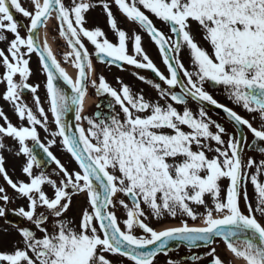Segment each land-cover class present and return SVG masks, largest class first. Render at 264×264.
<instances>
[{
    "label": "snow or ice",
    "instance_id": "obj_1",
    "mask_svg": "<svg viewBox=\"0 0 264 264\" xmlns=\"http://www.w3.org/2000/svg\"><path fill=\"white\" fill-rule=\"evenodd\" d=\"M29 2L31 11L20 0H0V30L6 29L14 37L8 43V55L0 50L4 68L0 83L6 84L3 100L28 125L13 126L0 110L7 125L0 126V149L6 147L3 137L18 143L15 154L27 158L22 172L30 182H13L3 166L2 156L0 174L19 197L27 199V210L20 207L13 214L33 225L42 237L38 238L29 227L12 225L18 228L23 248L13 254H0V262L113 264L101 254L110 253L132 264H154L155 258L160 254L167 256L174 244L176 249L183 246L189 251L200 246L210 248L202 256L186 257L192 264L205 257H211L209 264H224L212 247L220 240L243 264H264V225L260 222L264 220V183L259 180L264 174V160L257 164L251 158L245 161L242 156L247 142L242 131L245 128L254 137L249 150L264 155V146L259 143L264 142V0H114L126 19L138 25L155 44L167 76L147 55L141 36L135 32L133 54H128L126 32L118 29L107 2L102 7L118 38L116 45L107 38L99 39L105 35L102 30L84 27L85 14L96 6L86 0H70L68 4L65 0ZM141 7L167 25L171 35L158 30ZM13 9L29 23L15 21ZM52 18L58 23L59 36L70 49L63 59L65 63L72 60V67L77 70L75 80L58 63L48 43L39 42V31ZM192 22L199 26L203 40L211 46V55L196 42ZM20 28L26 29V37L20 35ZM6 39L0 34V41ZM85 39L94 46L93 54L85 47ZM185 50L191 70L181 59ZM32 54L38 57L46 75V102L56 131L49 132L47 115L37 95L39 86L27 82L32 75ZM92 55L98 62L121 70L123 65L149 70L159 82L137 72L132 74L155 89L159 99L152 102L142 93L133 95L130 86L119 78L117 82L122 86L118 92L99 76L98 82L91 81V87L96 96L110 98L107 113L98 111L93 117L82 116L87 82L94 73ZM17 76L18 81L14 79ZM58 80L70 89V94L57 84ZM206 83L213 88L223 86L233 104L249 114H257L253 119L258 118L260 128L218 103L205 91ZM25 90L32 93L36 112L43 120L22 99ZM190 100L198 105V112L193 113L188 107ZM174 105H183V111ZM208 105L222 109L236 132L228 134L213 121L207 115ZM69 113H74L75 127L66 120ZM37 126L52 137L47 144L41 142ZM185 127L189 131H184ZM224 135H228L227 142L222 138ZM57 137L79 171L70 173L50 151ZM28 141L32 142L31 147ZM37 148L42 150L46 161L37 158ZM209 152L214 153L211 158ZM47 161L58 170L53 174H62L58 182L46 173ZM34 167L41 169L39 174L33 175ZM252 168L255 172L250 175L248 170ZM222 179L229 182L223 199L219 183ZM249 182L256 193L255 206L247 193ZM45 184L54 189V198L42 190ZM79 194H86L89 207L83 209L79 224L73 227L75 221L65 219L64 215L72 197ZM117 194L126 197L128 203L123 199L115 201ZM241 199L247 214L241 210ZM0 201L10 202L4 187H0ZM117 203L125 211L126 219L122 222L110 210L116 209ZM192 205L203 207L204 211L198 214ZM38 208L47 214H37ZM145 208L156 220L165 216H186L192 221L202 218V226H189L182 219L180 226L157 231L145 223L149 218ZM5 215V208L0 207V217ZM135 231L143 234L138 236ZM168 264L183 262L169 259Z\"/></svg>",
    "mask_w": 264,
    "mask_h": 264
},
{
    "label": "rangeland",
    "instance_id": "obj_2",
    "mask_svg": "<svg viewBox=\"0 0 264 264\" xmlns=\"http://www.w3.org/2000/svg\"><path fill=\"white\" fill-rule=\"evenodd\" d=\"M20 2L22 4V6L25 7L27 10H29V11L32 10L30 7L29 0H20ZM69 2H70V0H65L66 4H68ZM86 2H89V3L96 5L95 7L91 8L85 14L86 24L89 25V27L99 26L100 20L104 21L105 19H107V21H108L107 14L104 12L103 7H102L103 2H107L109 4L110 10L112 11L113 16L115 15L114 14L115 13L114 0H86ZM12 12L14 14L15 21H17L18 23L23 24V25H27L29 23V21L26 18H24L21 14L15 13L14 9L12 10ZM90 20H91V22L94 23V26L88 22ZM0 34L5 35L7 38L5 41H0V50L4 51L5 55H8L7 47H8V43L11 41V39L14 38L13 34L8 33L6 31V29L0 30ZM20 35L22 37L27 36V32H26L25 28H24V31H23V28H20ZM48 39L51 43L52 52L55 55L58 63H60L61 66H65V67L68 66L73 71H77L76 69H74L72 67V60L71 59L67 63H65V61L63 59V57L70 51V49L67 47L66 41L63 40L59 36V27H58L57 23L53 20L50 22ZM9 59H10V57H9ZM185 66L189 70L191 69V65L189 63V58L185 59ZM30 69H31L32 75L29 77L27 82L32 86H37V85L39 86L37 95L39 96V98L41 100V106L44 108L46 115H47L49 132L56 131L55 124H54L52 117H51V113H50V111H48L49 105L46 102V88H45L46 75L43 73L42 68L39 64V59L35 54H32V56H31ZM99 70H101V69L98 68V71ZM98 71L96 70V74ZM3 73H4V68L2 66V58H0V77L3 76ZM96 74H95V76H96ZM97 77H98V74H97ZM14 79H16L18 81L19 77L17 76ZM5 91H6V84L0 83V110L3 111L4 116H6L8 118V120L13 124V126L19 127V126H21V124H23V126H28L26 120L21 121L17 117V115L14 112L13 106L9 102H6L3 100V93ZM89 98H91V99H89ZM22 99L30 108H32V110L38 116V118L43 120V117H39L38 112H36L35 104H34V101L32 98V93L29 92L28 96L22 97ZM86 100H87V110L83 114V116L92 117L95 98L93 96H89V97L86 96ZM247 114L252 119L254 116L257 115V114H249V113H247ZM253 120L256 121V123L258 124V128H260V124H259L260 122H259L258 118L253 119ZM0 126H4V127L7 126L4 122L3 117H0ZM82 126L85 127V129H87V127H88L86 122H83ZM37 131H38V135H39V138H40L42 143L47 144L48 140L52 138L49 134L45 133L44 130L42 128H40L39 126H37ZM2 142L6 147L4 149H0V156H2L4 159V165L3 166L6 170L9 178L12 179L13 182H18V181H23L25 183L30 182L29 178L25 174H23V172H22V167L26 164L27 158L24 157L23 155L17 156L15 154L16 151L18 150V147H19L18 143L9 137H3ZM27 144L30 147L32 142L28 141ZM212 146L216 147L214 142H213ZM9 149H11V151H9ZM50 151L61 162V164L65 166V168L70 173L75 172V171H79V167H78L77 163L75 162V160L71 157V155L66 150L63 149V146L60 143L59 137L56 138V143L50 148ZM207 155L209 156V158H211L214 155V153L209 152V153H207ZM250 158L253 159L258 164L261 160H264V155L257 153L255 155H251ZM247 159H249V157L246 158V160ZM54 170H56L55 164H53V166H51L47 170L46 173L49 174V176L52 180H55L58 182L60 179V176H62V174H60L59 176L55 175V174H53ZM56 171H58V170H56ZM248 172L251 175L252 173L255 172V168L249 169ZM39 173H40V169L34 167L33 175H37ZM259 180L261 183H264V174H261L259 176ZM219 183H220V187H221V198L223 199V197L226 195V188H227V185L229 182L227 181V179H222ZM0 187H4L7 195L10 197V202L7 204H4L3 201H0V207H4L5 211H7V210H18L20 207H24L25 210H27V199L19 197V194H17L4 180L2 174H0ZM42 190L44 191V193L49 198H54V189L50 185H48V184L43 185ZM247 193L249 196V200L252 202L253 206H255L256 193L254 191V186L250 182L247 184ZM120 199H123L125 201V203H128L126 197H124L122 194H117V196L114 197V200L117 202ZM205 199L208 200L210 203V199L208 197H205ZM88 207H89V205L87 204L86 194H79V195L73 196L69 210L65 213L64 218L68 219V220L75 221V223L72 226L76 227L80 222V218H81V214H82L83 209L88 208ZM192 207L194 208V210L198 214L202 213L204 211L203 207H198L195 205H192ZM240 207H241L242 212L247 214L245 205L241 204ZM110 210L115 211V214L117 216L118 221L122 222L123 220L126 219L125 211L121 206H119L118 203H117L116 209H110ZM144 210H145L146 215H148V217H149L145 221V223H147L150 227H152L153 229H155L157 231L161 228L168 226V225H179L181 223L182 219L186 220L189 225L190 224H195V225L202 224L201 223L202 218H198L196 221H192L191 219H189L186 216L185 217L177 216L176 218H171V217L165 216L161 220H156L155 218L151 217V215L149 214V212L146 208ZM40 212H45V214H47L44 209L38 208L37 214H39ZM257 218L259 219V217H257ZM1 219H2V217H0V220ZM260 222L262 223V225H264V220H261ZM121 228L123 230V224L122 223H121ZM33 231H36L37 237H39V238L42 237V234L39 233L36 229H33ZM5 233H6V228H4L3 224H1V221H0V243H1V245L5 244L4 239L10 238V237H6L7 235ZM135 234L139 236V235H142L143 233L141 231H135ZM17 249H18L17 244L15 243L13 246L9 247L10 254H13ZM20 249H22V248H20ZM228 255L230 256L231 262L234 263L236 261V259L231 255L230 252H228ZM238 264H241V263H238Z\"/></svg>",
    "mask_w": 264,
    "mask_h": 264
},
{
    "label": "flooded vegetation",
    "instance_id": "obj_3",
    "mask_svg": "<svg viewBox=\"0 0 264 264\" xmlns=\"http://www.w3.org/2000/svg\"><path fill=\"white\" fill-rule=\"evenodd\" d=\"M114 10H115L114 19L117 23L118 29L124 30L126 32L127 37H128V39H127L128 54L129 55L133 54L132 37H133V33L135 32L136 34H139L141 36L142 47L145 50V52L147 53V55L152 59V61L154 62L156 67L159 69V71L167 76L168 73H167L166 66L162 62V58L158 52L157 47L151 41V39L147 35V33L144 32L143 30H141L138 25H136L132 22H129L126 19V17L119 11L117 6L114 7ZM141 11H143L145 13V15H147L149 17L150 20H152L154 26L158 30H160L166 36L171 35L170 29L168 28L167 25H165L162 21L158 20L151 13L147 12V10H144L142 7H141ZM88 22L94 26V23L91 22V20ZM99 24L100 25L97 27H95V26L89 27V25H87L85 23V27L89 30H94L97 28L102 30L105 35H104V37L99 38V39L102 40L104 38H107L111 43L116 45L118 43V38H117L115 32L110 28V26L107 22V19H105L104 21L100 20ZM198 27L199 26L195 22H192V29H191L192 34L194 35V38H195L196 42L199 44V46L201 48L205 49L211 55V53H212L211 46L207 43V41L203 40V33H202V31H198ZM87 46H88L87 50L89 51V53L93 54L94 53V46H92L90 44V42H88V41H87ZM91 57L93 58L94 55H92ZM186 58H189V56H188L187 51L185 50L181 53V59H182V62L184 64H185ZM99 68L101 70H99L97 72L98 77L103 76L106 79V82L112 88L116 89L118 92L121 89L122 85L117 82V78H119V80H121L123 82V84L130 86V89H131L133 95H139L142 93L146 100H150L152 102H156L159 99L158 93L156 92L155 89L151 88L150 85L143 83L142 81L137 79L136 76H134L132 74L133 72H137L139 75H142L148 79L154 80V82H159L156 78H153L154 75L152 73H150L149 71L136 70L132 66H129V65H123L124 70H121L120 68L109 66L107 64H105V65L101 64V65H99ZM97 74L95 77V72H94L92 77H90L88 82H87L88 95L93 96L95 98L92 117L98 111H102V112L107 113L106 105L108 104V102L110 100V98L107 97L106 95L105 96H96L95 95V89H93L91 87V81L97 80V82H98ZM160 83H161L162 87H165L162 84V82H160ZM204 88H205V91L209 92V94H211L213 96V98L217 100L218 103H220L224 106H227L230 109L236 111L243 118L248 119L253 124V127L258 128V124L256 123V121H254L245 112V110L242 109V107H239V106L233 104L232 101H230L228 99L227 94L225 93L223 86H216L215 88H213V87H210L209 84L206 83L204 85ZM176 91H179V89H176ZM160 103L163 105V101H160ZM98 104L101 105V108H99V109L97 108ZM174 107H176L178 111L182 112L184 106L183 105H174ZM188 107L193 111V113L198 112V105L191 100L188 102ZM116 111L120 112L119 106H116ZM206 111H207V115L213 121H215L216 123L223 126L226 129V132L228 134H233L234 132H236V129L232 126L231 123H229L227 121L225 114L221 110L216 109L214 106L208 105V106H206ZM120 115L122 117L123 113H120ZM183 130L189 131L186 127L183 128ZM211 130L213 132L216 131L215 127H212ZM242 131H243V135L247 138V142L243 146L244 151L242 153L243 159L246 161V158H248V157L250 158L251 155H255L257 153L254 152L253 150H249V148H248V146L251 145L253 140H254V137L252 136V134L250 132H248V130L246 128L243 129ZM222 138L225 140V142H227L228 135H224ZM260 144L262 146H264V142H262V143L260 142ZM225 147H226V144H225ZM242 204H244L243 199H242ZM5 227H6V233L5 234L7 235L6 237H10V238H6V240H5L6 247H2V245H0V252H2V253L5 252L2 248L9 250V247L13 246L15 243L17 244V248H23L22 243H20L21 237L19 236L18 228L29 227L32 230L35 229V227L33 225L29 224L27 221H24L21 226H18V228L17 227L13 228L10 226H5ZM212 247L216 248V254L219 256V258L222 261H224V264H233L230 260V256L228 255V252H227L228 250L222 241L217 240L212 245ZM207 251H210V248L198 247V248H194L191 251H189L186 247H180V248L176 249L175 251L169 252L167 256L164 254L158 255L154 260V264H168L169 259H171L173 261H182L183 264H192V262L186 260V257L192 256V255L202 256ZM101 254H103L106 259H109L110 261H112L113 264H132V262L128 261L126 258L119 257L118 255H112L110 253H101ZM210 259H211V257H205L204 259L198 261L197 264H209Z\"/></svg>",
    "mask_w": 264,
    "mask_h": 264
},
{
    "label": "bare ground",
    "instance_id": "obj_4",
    "mask_svg": "<svg viewBox=\"0 0 264 264\" xmlns=\"http://www.w3.org/2000/svg\"><path fill=\"white\" fill-rule=\"evenodd\" d=\"M55 21V19L54 18H52V19H50L49 21H48V23H47V25L39 32V42L41 43V44H43L45 41L48 43V46H49V48L51 49V51H52V48H51V43H50V41H49V39H48V37H49V28H50V22L51 21ZM61 67H63L64 69H65V71H66V73L73 79V80H75V78H76V72H74L70 67H68V66H61ZM86 110H87V100H86V98H85V101H84V110H83V112L81 113V115H83L85 112H86ZM197 226H202V224H199V225H197ZM170 227H177V226H173V225H169V226H166V227H164V228H161V229H159L158 231H160V230H163V229H165V228H170Z\"/></svg>",
    "mask_w": 264,
    "mask_h": 264
},
{
    "label": "water",
    "instance_id": "obj_5",
    "mask_svg": "<svg viewBox=\"0 0 264 264\" xmlns=\"http://www.w3.org/2000/svg\"><path fill=\"white\" fill-rule=\"evenodd\" d=\"M57 84L63 88L66 92H68L70 94V89L67 88L66 85H64L62 83V81H57ZM66 120L68 121V123H70L73 127H75V124H76V121L74 120V113H69L67 116H66ZM36 154H37V158L39 160H41L42 162L43 161H46V157L45 155L43 154L42 150L41 149H36ZM51 164V161H47V167ZM46 167V168H47ZM16 216L14 214H7L6 215V221L10 222V223H13V224H18L16 221H14L13 219L15 218ZM16 219V218H15ZM173 248H175V245L173 244L172 246Z\"/></svg>",
    "mask_w": 264,
    "mask_h": 264
}]
</instances>
